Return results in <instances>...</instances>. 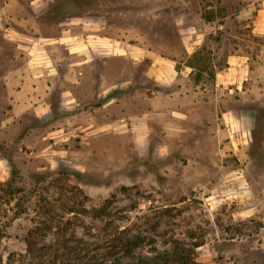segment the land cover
I'll return each mask as SVG.
<instances>
[{"label":"rangeland","instance_id":"1","mask_svg":"<svg viewBox=\"0 0 264 264\" xmlns=\"http://www.w3.org/2000/svg\"><path fill=\"white\" fill-rule=\"evenodd\" d=\"M9 180L0 264H38L40 197L64 240L109 233L111 199V229L154 240L135 255L264 264V0H0Z\"/></svg>","mask_w":264,"mask_h":264},{"label":"trees","instance_id":"2","mask_svg":"<svg viewBox=\"0 0 264 264\" xmlns=\"http://www.w3.org/2000/svg\"><path fill=\"white\" fill-rule=\"evenodd\" d=\"M82 195L81 191H78ZM23 193V190L14 185L13 180L6 181L0 185V211L8 206L16 197ZM84 199L88 200L87 197ZM111 199L104 202L101 208H91V222L97 228L103 229L104 234L96 240H64L62 237L66 230L62 220L54 221L53 213L50 212V205L47 199L40 197L36 206L35 217L32 220V227L26 231L23 238L26 253L38 259V264H189L190 255L186 248H174L170 252L156 253L147 257L135 255V251L144 245H154L153 239H148L141 234L129 235L127 228L113 227L105 222L108 216L107 208ZM18 213L22 215L25 210L16 203ZM89 213L83 210V215ZM63 224V225H62ZM54 234L53 242H46L44 238L48 232ZM41 239V240H40ZM198 247V246H195Z\"/></svg>","mask_w":264,"mask_h":264}]
</instances>
